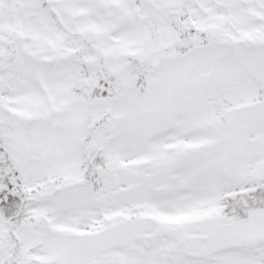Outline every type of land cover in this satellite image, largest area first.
I'll list each match as a JSON object with an SVG mask.
<instances>
[{
  "label": "snow or ice",
  "instance_id": "1",
  "mask_svg": "<svg viewBox=\"0 0 264 264\" xmlns=\"http://www.w3.org/2000/svg\"><path fill=\"white\" fill-rule=\"evenodd\" d=\"M0 264H264V0H0Z\"/></svg>",
  "mask_w": 264,
  "mask_h": 264
}]
</instances>
